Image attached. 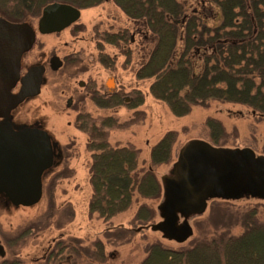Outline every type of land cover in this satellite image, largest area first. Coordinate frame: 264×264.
<instances>
[{
  "label": "rangeland",
  "instance_id": "rangeland-1",
  "mask_svg": "<svg viewBox=\"0 0 264 264\" xmlns=\"http://www.w3.org/2000/svg\"><path fill=\"white\" fill-rule=\"evenodd\" d=\"M175 1L184 9V21L178 27L170 66H175L177 58L185 51L188 44L186 30H194L197 34L206 27L212 31L220 26L225 15L211 0ZM53 2L61 1L43 0L44 4ZM39 9L40 7L38 12ZM82 12H95L90 17L83 16L81 21L85 30L80 36L86 40L84 58L87 62L95 65L94 60L91 59L96 56L91 26L97 23L99 30L102 31L108 24L104 20L107 12H113L116 23L120 28L124 27L133 38V42L126 43L123 48L125 55L119 57L122 59L123 69L117 71L116 79L125 88L126 94L135 98L141 94V106L135 111L118 108L103 112L88 105L86 110L95 119L108 114L115 118L117 123H114V126L110 123L111 127L104 129L108 133L105 138L107 143L112 147L130 145L138 150L137 168L139 170L149 168L153 172L160 192L153 198H142L134 194L129 207L109 219L90 213L88 203L92 189L89 183V171L92 154L86 147L87 137L75 128L73 114L67 113L61 119H57L52 135L53 141L59 143L58 146L63 148L68 157L60 166L66 168L65 172L59 177L58 175L53 177V173L60 169L57 165L61 163V160L58 161L59 155L56 154L53 168L45 174L46 186L42 196L36 205L29 208L13 207L0 193V242L5 250V256L0 258V264H97L93 257H98V253L104 255V264H139L145 257V249L148 245L158 243L163 248L171 250L188 247L192 239L203 234V230H210L208 226L211 222L228 226L230 235L238 236L242 230L238 224L240 222L235 220L236 218L240 220L239 216L247 210H256V219L263 221L264 201L243 193L235 198L229 196L213 201L207 200L202 214L187 218L179 217L177 225L185 221L192 230L190 238L182 244L167 240L160 233L152 232L149 228L136 231L139 225L149 227L161 220L158 208L164 200L162 179L173 176V166L184 144L192 140H202L218 148L228 150L249 148L256 155H264V115H259L251 108L238 103H223L215 99L206 103L197 102L198 104L192 106L186 114H172L165 103L151 95L150 87L154 79L137 80L135 76L139 68L146 63L155 45V35L146 28L145 19L140 21L139 26L136 23L137 27L134 21L123 16L121 9L111 1ZM193 16L199 19V23L194 21L195 28L193 23L186 24L187 21L195 18ZM208 35L213 34L208 32L201 40L196 36L193 43H189L191 51L187 54V58L191 59L195 74L201 70L205 54L214 56L213 50L208 47L205 50L200 49L211 43L207 38ZM105 51L111 56L117 53V50L108 47H105ZM99 72L102 73L101 70ZM97 76L105 80L103 74H97L95 77ZM85 77L83 75L81 78ZM62 82L64 83V77ZM13 121L16 125H22L20 108L14 115ZM209 121L212 125H208ZM117 124L120 127L116 126ZM167 133L173 134L167 159L163 162L154 160L156 163H153L150 159V151ZM209 137H215L216 144ZM223 202L229 204L228 212L225 214L218 211L222 207L219 209L217 207L216 211L215 208H210L211 203ZM141 206L153 211V217L149 221H136L135 215ZM235 222H238L237 225H234ZM126 229L132 230V234L127 239L117 240V231L120 233ZM96 242H100L102 246L94 248Z\"/></svg>",
  "mask_w": 264,
  "mask_h": 264
},
{
  "label": "trees",
  "instance_id": "trees-1",
  "mask_svg": "<svg viewBox=\"0 0 264 264\" xmlns=\"http://www.w3.org/2000/svg\"><path fill=\"white\" fill-rule=\"evenodd\" d=\"M42 1L35 0V3L39 5ZM59 1L79 9H89L106 0ZM111 1L129 18L145 19L146 28L154 33L155 45L138 77L154 79L151 95L165 103L172 114H186L197 102L215 99L223 103H238L264 115V0H211L225 13L220 26L212 31L203 27L197 34L194 30H186L188 44L175 66L170 65L178 27L184 21L183 7L175 0ZM195 18L186 24L193 23L195 28L194 21L199 23ZM208 32L213 34L207 36L211 43L200 49L208 47L214 56L205 54L202 68L195 74L192 61L187 58L191 51L189 43L192 44L196 36L204 39ZM110 123L105 122L103 129L97 130L93 141L87 145V150L95 153L91 156L89 171L92 196L88 210L103 219L125 211L134 194L153 198L160 192L153 172L149 168H137L138 150L130 145L112 147L107 143L104 129H108ZM210 124L212 122L209 121ZM210 140L216 144L215 137ZM172 141L173 134L167 133L152 147L150 159L153 163H156L154 160L163 162L167 159ZM228 206L227 202L211 203L210 208L216 211L217 207H222L218 211L225 214ZM152 217L153 211L145 206H141L135 215L139 222L149 221ZM239 217L240 220L236 218L235 221L240 223L234 224L241 227L242 232L238 236L230 235L228 226L211 222L210 230H203V234L192 239L188 247L171 250L158 243L148 245L139 264H264V220H257L253 209ZM131 234L132 230L117 231L116 239H127ZM94 245V248L102 246L100 242ZM93 259L97 264L105 262L103 254L98 253V257Z\"/></svg>",
  "mask_w": 264,
  "mask_h": 264
},
{
  "label": "water",
  "instance_id": "water-1",
  "mask_svg": "<svg viewBox=\"0 0 264 264\" xmlns=\"http://www.w3.org/2000/svg\"><path fill=\"white\" fill-rule=\"evenodd\" d=\"M42 12L38 29L49 33L74 22L79 10L68 4L52 3ZM33 40L27 24L0 19V193L13 207L22 208L39 202L41 174L51 167L53 160L45 132L27 128L15 132L7 122L9 113L39 90L41 71L34 69L20 81L19 92L10 94L18 82L20 57L31 48ZM173 172L172 177L162 179L164 200L158 208L161 220L145 228L177 244L192 235L185 221L177 225L178 218L202 214L207 200L247 193L264 201V157H256L248 148L228 150L202 140L188 141L178 152ZM4 256L0 242V258Z\"/></svg>",
  "mask_w": 264,
  "mask_h": 264
},
{
  "label": "flooded vegetation",
  "instance_id": "flooded-vegetation-1",
  "mask_svg": "<svg viewBox=\"0 0 264 264\" xmlns=\"http://www.w3.org/2000/svg\"><path fill=\"white\" fill-rule=\"evenodd\" d=\"M109 1L111 0H106L104 3ZM111 3L114 4L112 1ZM41 4H44L43 1L38 5L35 0H0V19L11 24H27L34 35L31 48L20 57L18 82L10 90V94L15 95L19 92L20 81L34 69L36 72L37 70L41 71L39 90L37 95L24 99L21 104L13 109L9 113L7 122L15 132L27 128L43 131L48 135L53 160L51 167L41 174L40 183L41 192H43L46 186L45 174L53 168L56 154L59 155L58 161L61 160V163L57 165L58 169L63 161L68 159L63 148L58 146L59 143L57 144L56 140L53 141L52 135L57 119H61L67 113H72L75 128L87 137V147L93 141V134L95 136L97 130H102L105 122H111L113 126L117 123L115 118L109 114L100 118H93L86 110L88 105L103 112L118 110V108H129L135 111L141 106L142 100L141 94L138 95V98L126 94L125 88L116 79L117 71L123 69L121 66L123 65L121 64L122 59L119 57L125 55L123 48L126 43H132L133 38L124 27L120 28L119 24L116 23L114 15H112L113 12H107V17L104 20L108 24L102 31L99 30L97 23L91 26L92 41L96 49V56L94 59L91 58L95 62L94 65L84 58L86 40L80 35H83L85 30L84 23L81 22L83 16L84 18L85 16L90 17L95 12H82L87 9H79L68 4L79 10L77 19L59 31L41 33L38 29V21L42 17V9L49 5ZM39 7L40 12H38ZM121 13L128 17L125 12ZM135 13L139 14L140 12ZM34 20L35 24H33ZM100 20L101 18L98 19V21ZM132 20L136 26V23L139 26L140 21H142L140 18H133ZM67 37L68 39H66ZM105 47L117 50L118 55L114 53L111 56L109 52L105 51ZM100 70L102 73L99 72ZM139 71L135 73L137 80L141 79L138 77ZM97 74H103L105 80H101L102 78L99 76L95 77ZM83 75L86 76L84 79L81 78ZM63 77L64 83L62 82ZM134 91L140 93L137 90ZM19 108L22 125H16L13 121V117L18 113ZM109 125L111 127V124ZM91 154L95 153L91 152ZM255 156L264 157V155L256 154ZM65 169L63 166L53 173V177L56 175L59 177L65 172Z\"/></svg>",
  "mask_w": 264,
  "mask_h": 264
}]
</instances>
